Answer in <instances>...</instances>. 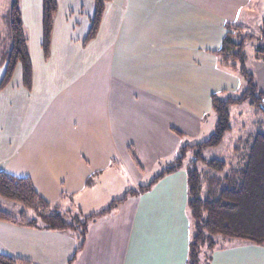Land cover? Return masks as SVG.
<instances>
[{
  "label": "crops",
  "instance_id": "obj_1",
  "mask_svg": "<svg viewBox=\"0 0 264 264\" xmlns=\"http://www.w3.org/2000/svg\"><path fill=\"white\" fill-rule=\"evenodd\" d=\"M41 1L20 0L32 85L23 87L17 68L0 88V170L31 179L61 211L90 208L97 187L91 178L116 158L126 164L121 147L132 141L129 130L151 137L161 127L152 159L173 163L183 147L179 137L190 125L196 135L201 117L211 114L210 95L240 89L239 77L218 68L213 53L224 23L247 31V16L264 6V0H108L95 38L84 43L94 1L56 0L45 58ZM3 72L0 65V80ZM252 73L264 93V62L253 60ZM141 104L146 113L136 110ZM132 193L120 203L119 211L128 202L123 224L107 231L91 223L78 250L69 230L0 220V253L34 264H185L191 236L185 166ZM221 241L209 264H264V246Z\"/></svg>",
  "mask_w": 264,
  "mask_h": 264
},
{
  "label": "trees",
  "instance_id": "obj_2",
  "mask_svg": "<svg viewBox=\"0 0 264 264\" xmlns=\"http://www.w3.org/2000/svg\"><path fill=\"white\" fill-rule=\"evenodd\" d=\"M93 1L94 12L84 43L95 38L108 0ZM41 5V47L44 57L48 58L57 1L42 0ZM4 17L5 43L0 48V65L4 66V72L0 80V88L5 87L15 70L20 68L22 85L29 90L32 85L33 71L20 0H11ZM224 28L226 31L221 45L213 51L217 67L238 74L244 79L246 87L237 97L227 95L221 98V93H230L226 89L210 95L211 111L215 114L216 120L214 130L206 140L184 145L173 163L154 176L148 184L139 185L136 191L128 190L121 198L112 200L106 209L85 217H81V214L77 212L71 214L70 210L61 211L43 199L28 177H17L0 170V199L25 208L13 214L1 208L0 204V220L33 228L69 230L77 234L79 245L76 250H78L83 244L88 222L91 219L110 212L118 203L125 200L128 193L146 192L159 179L185 166V208L191 228L194 230L188 242L185 264H209L211 254L219 247L221 240H237L264 246V133L257 132L253 135L242 150L243 152L236 157V164H227L220 159L206 160L201 156L203 148L220 144L225 134L231 129L229 110L231 105L248 102L264 114V93L257 86L254 74L247 69L246 44L255 35L244 32L240 26L228 22L224 23ZM257 37L259 43L253 51V56L255 60L264 62V18ZM188 149H191L192 157L185 165L184 160ZM198 162L205 166L204 170L197 168ZM71 261L72 259L68 264ZM0 264L34 263L0 253Z\"/></svg>",
  "mask_w": 264,
  "mask_h": 264
},
{
  "label": "rangeland",
  "instance_id": "obj_3",
  "mask_svg": "<svg viewBox=\"0 0 264 264\" xmlns=\"http://www.w3.org/2000/svg\"><path fill=\"white\" fill-rule=\"evenodd\" d=\"M10 2L11 0H0V48H2L5 43L4 38L6 25L4 16L6 15ZM247 17H249L247 19L248 32H244L255 35L254 38L246 44V51L248 54L247 69L252 72V61L255 60L253 51L259 43L257 36L259 35L261 22L264 18V6L255 8L254 14ZM235 75L238 76V74ZM239 78L241 79L240 89L238 91H229L230 93L228 94L221 93V98H225L227 95L237 97L241 94L246 87V83L244 79L241 77ZM143 105L144 104L137 105L136 110L144 111V113H146L149 110L148 105H146L145 108ZM229 110L231 129L225 134L220 144L217 146L206 147L201 150V156L206 160L220 159L224 160L227 164H236V157L243 152L242 150L245 149L246 144L250 142L253 135L257 132L264 133V114L256 106H251L248 102H242L231 105ZM152 118L154 119L156 116H152ZM169 119L170 118H168L167 122L170 125L181 126V121L178 122L174 119ZM215 120L216 116L213 112H211V114L201 117V120L199 121V131L196 135H192L191 132L193 128L195 129V126L190 125L189 129H187L188 134H185L182 138L177 136V139L179 137L178 140L183 142V146L186 144L192 145L200 143L206 140L213 132ZM160 131L161 127H158L156 130L152 131L153 135L150 137L148 134L141 136L139 133L136 135V132L129 130L128 133L132 137V141L126 147L124 145L121 147L123 156H129V158H126V164L121 163V161L116 158L110 168L104 170L101 175L98 174L93 176L91 179H94L97 185L92 194L93 204L90 208L83 209L84 211H80L81 209L79 210V208L74 207L73 210L69 211V213L72 214L77 212L81 214V217H85L90 213H98L109 207L112 200L121 198L129 188H135L138 187V185L148 184L154 176L160 173L166 166L164 163L165 161H163L160 157L157 158L155 162H153L152 159L153 154L156 152V138L160 139L163 135ZM187 151L188 152L184 160L185 165L192 157L191 149H188ZM178 155H180V153H177L174 156ZM197 168L199 170H204L205 166L198 162ZM127 203L128 202L125 203L123 210L120 211L119 209H121L122 205L118 203L117 207L112 211L91 219L88 222V225L90 226L91 223L100 221L107 231L117 229L119 225L123 224L124 209L126 208ZM0 204L1 208L13 214H16L18 210L25 209L21 205L8 200L0 199ZM29 211L33 212L32 210ZM193 231L194 230L190 228V234H192Z\"/></svg>",
  "mask_w": 264,
  "mask_h": 264
}]
</instances>
